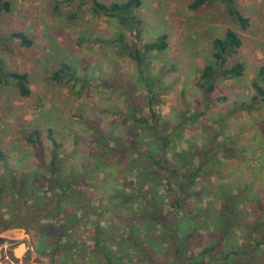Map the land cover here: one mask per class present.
<instances>
[{"label":"rangeland","instance_id":"rangeland-1","mask_svg":"<svg viewBox=\"0 0 264 264\" xmlns=\"http://www.w3.org/2000/svg\"><path fill=\"white\" fill-rule=\"evenodd\" d=\"M192 1L143 0L136 11L143 20L140 41L117 19L96 16L78 0H14L10 12H0V235L11 233L0 238L4 263L145 264L124 239L130 233L143 234L145 246L155 240L162 254L157 264L171 260L172 243L151 221V208L137 199L124 202L130 183L141 186L145 167L158 174L144 185L152 183L164 200V215L195 217V233L187 237L191 254L218 243L215 251L232 260L219 264H264V103L252 100L264 64V0H235L249 18L246 29L222 1L196 10ZM228 29L243 39L228 63L243 62L245 72L217 79L205 96L197 85L202 69L212 60L213 39ZM19 31L31 46L13 36ZM165 32L167 49L145 55L141 68L120 43L106 42L124 35L135 51ZM65 62L72 76L58 80L53 75ZM13 72L28 74V96L20 94ZM35 129L34 143L27 138ZM50 129L60 143L62 187L51 170ZM148 149L168 158L180 179L189 157L201 165L191 190L178 192L171 170L138 158ZM176 197L184 199L183 211L168 205ZM222 216L230 226L220 243ZM109 249L116 263L103 257Z\"/></svg>","mask_w":264,"mask_h":264},{"label":"trees","instance_id":"trees-1","mask_svg":"<svg viewBox=\"0 0 264 264\" xmlns=\"http://www.w3.org/2000/svg\"><path fill=\"white\" fill-rule=\"evenodd\" d=\"M214 1L215 0H193L189 6L192 9L196 10L204 4ZM220 1L225 4L229 14L240 23L241 27L243 29H246L249 25V18L246 17L242 13V11L237 7L236 1ZM13 2L14 0H0V12H10L12 10ZM78 2L80 5H85L89 3L91 5V10L93 14L96 16L105 15L117 19L122 25L126 27V29H129L131 31L136 41H140L143 31V29L141 28L143 20L137 16L136 11L142 6L143 0H123L113 1L111 3H105L102 0H78ZM13 36L17 37L24 46H31L33 43V40L29 38L24 32H15L13 33ZM168 37L169 35L167 32L162 33L156 39L143 43L142 48H139L137 46V48L134 49L135 51L128 48V45L123 40L124 35H119L114 40L110 39L106 42L115 44L120 43L125 53L132 57L134 60H136L137 65L141 68L144 62L145 55L154 51H162L167 49L169 45ZM212 45V60L209 63H206L203 67L200 75V80L197 84L199 88L203 91L205 96H209L215 90L217 79L240 78L244 74L246 69L245 64L241 61H237L233 64L228 63L229 58L237 54L243 45V39L239 32L234 29H228L223 36L214 38L212 41ZM71 70V65L65 62L61 64V67L57 71H55L53 76L58 80L64 78L66 74L72 76ZM9 76L15 80L19 92L22 96H28L31 93V90L28 86L29 78L27 73L13 72ZM252 86L256 90V94L253 95L252 100L255 102L259 99L264 103V64L259 67L256 78L252 83ZM149 88L152 90L151 86ZM223 98L225 99L226 97L223 96ZM219 99H221V97H219ZM241 106L245 107L246 109H250V106L246 103H243ZM142 119L143 120L140 123L145 124V126L147 125V128L150 130V132L153 133L154 127H152L150 121L147 118L142 117ZM32 134H30L27 139L30 142L35 143L38 141L37 139L40 136V132L39 130L35 129L33 130ZM35 135L37 138L34 137ZM48 136L52 140V144L54 146L53 158L51 160V170L55 178L54 181L60 185L62 184V182L58 177L59 165H57L58 148L60 146V143L54 138L52 129L49 130ZM139 142L142 141L140 140ZM168 144V141H165L163 147L166 149V147H168ZM137 156L138 158L142 159L148 156L149 158H151V161H153V164L158 166L160 169L171 170V172H173L175 176V182L178 188L177 191L182 194H185L191 190L192 185L196 183V180L200 174L201 165H199V167H194V165L191 164L190 157L182 165L184 173L182 174L183 176H181L182 178L180 179L176 177L179 174V170L175 167L170 166L169 159L166 158L164 155L163 157H157L155 153L149 151L148 149L147 154L145 156H143L142 154H137ZM156 173L157 172L155 171H149V173H145L144 167V169L139 173V180L142 182L141 186L135 187L133 182L130 183L129 188H131V190L125 193L124 202L128 203L130 201L132 202V200L134 199H137V202L139 201L140 204H143L144 208H148V206L151 208L149 209L152 211L151 221L155 225H158L162 228L165 234L168 235V242L172 243L173 246L171 260H164V264H219L223 263L225 260H228V262L232 261L230 259V255L224 253L223 249L219 253L217 252V250L215 251V249L219 245L218 243H213L212 245L207 246L205 249L199 251L196 254L190 253V248L188 247L187 243V237H192V235L195 233L196 229H192L195 217L186 213V220H181L177 217L178 215L172 217L173 220H171L166 215H164V200L162 198H156L155 193L157 191L152 185V183H150V186L148 187L144 185V183H148L149 178H153L154 176L157 178L158 174ZM60 187L62 186L60 185ZM64 194L65 191H63L61 196H63ZM62 199L63 197L60 201H65V199ZM183 200L184 199L180 197H176L174 201L172 203H169L168 205L172 206V208H179V211H183ZM70 202L75 203L73 199H71ZM232 215L233 214H231L229 218H233ZM223 219L224 217L222 216L221 225L219 227L222 233V236L220 237V243L225 241L224 238L228 234L227 226H230L227 222L223 221ZM140 229L141 228H139V230ZM66 232L67 229H64L59 234L60 240L64 236V234H66ZM142 237L143 234L142 236H137L134 233H130L128 237H125L124 239L127 242L128 240L130 241V248L133 250L132 252L135 253L139 262H143L145 264H157V260L161 259L162 254H159L160 251L155 246V240L149 237V241H151L150 244L152 245L145 246V244L142 242ZM95 240L98 244L101 243L99 242L100 240L98 237L95 238ZM220 253L222 255L219 256L218 254ZM114 254V251L112 249H109L103 252V257L108 262L114 263ZM167 258L169 257L167 256Z\"/></svg>","mask_w":264,"mask_h":264},{"label":"crops","instance_id":"crops-1","mask_svg":"<svg viewBox=\"0 0 264 264\" xmlns=\"http://www.w3.org/2000/svg\"><path fill=\"white\" fill-rule=\"evenodd\" d=\"M0 238H3L0 236ZM5 243H2L0 240V264H8V263H4L5 260H3V256L5 255V249H4Z\"/></svg>","mask_w":264,"mask_h":264},{"label":"water","instance_id":"water-1","mask_svg":"<svg viewBox=\"0 0 264 264\" xmlns=\"http://www.w3.org/2000/svg\"><path fill=\"white\" fill-rule=\"evenodd\" d=\"M11 235V233L10 232H7V233H4V234H2V235H0L1 237H9ZM22 246V245H21ZM23 248H24V245H23ZM22 252H23V250L21 251V252H17L16 251V255L17 256H20L21 254H22Z\"/></svg>","mask_w":264,"mask_h":264},{"label":"bare ground","instance_id":"bare-ground-1","mask_svg":"<svg viewBox=\"0 0 264 264\" xmlns=\"http://www.w3.org/2000/svg\"><path fill=\"white\" fill-rule=\"evenodd\" d=\"M15 234H16V233H15ZM22 250H24L23 245L20 246V247L17 249V252H21Z\"/></svg>","mask_w":264,"mask_h":264}]
</instances>
